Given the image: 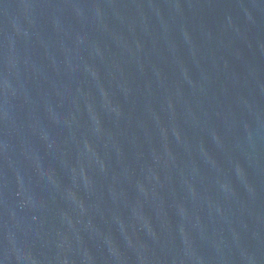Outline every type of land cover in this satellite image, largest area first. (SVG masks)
<instances>
[{
  "label": "water",
  "instance_id": "obj_1",
  "mask_svg": "<svg viewBox=\"0 0 264 264\" xmlns=\"http://www.w3.org/2000/svg\"><path fill=\"white\" fill-rule=\"evenodd\" d=\"M0 264H264V0H0Z\"/></svg>",
  "mask_w": 264,
  "mask_h": 264
}]
</instances>
